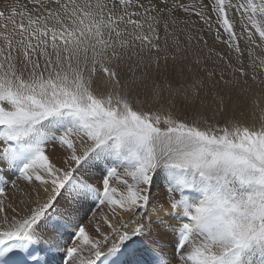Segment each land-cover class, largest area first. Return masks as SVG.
Instances as JSON below:
<instances>
[{
  "label": "snow or ice",
  "instance_id": "obj_1",
  "mask_svg": "<svg viewBox=\"0 0 264 264\" xmlns=\"http://www.w3.org/2000/svg\"><path fill=\"white\" fill-rule=\"evenodd\" d=\"M30 2L12 10L11 34L0 33V162L49 195L40 203L37 193L29 214L0 230V257H8L0 264H55L62 248L61 264H145V251L147 264H264L259 100H251L258 126L235 117L189 122L151 107L162 98L152 73L186 60L193 41L207 45L189 30L193 16L209 30L214 23L215 39L229 49H209L206 59L223 67L207 70L210 84L190 85L193 99L207 89L210 99L199 102L224 113L237 89L252 91L250 81L264 93V0ZM194 63L205 68L198 55ZM54 142L69 150L67 167L46 155ZM89 169L99 171L100 186L85 178ZM161 181L163 202L153 195ZM81 205L105 206L116 217H104L109 231L97 227L99 239L78 223ZM145 237L152 246H143ZM19 252L26 255L17 259Z\"/></svg>",
  "mask_w": 264,
  "mask_h": 264
},
{
  "label": "rangeland",
  "instance_id": "obj_2",
  "mask_svg": "<svg viewBox=\"0 0 264 264\" xmlns=\"http://www.w3.org/2000/svg\"><path fill=\"white\" fill-rule=\"evenodd\" d=\"M8 2H11V3L6 5ZM4 3L6 5V7L0 6V13L4 14L3 16H0V33L10 35L11 30L13 29L12 27H14V25L11 23L12 21L10 19H8L9 17H11L13 15L12 10L14 8H12V5H17V7L15 9H17V12H19L20 8L18 6H21V4L18 5V1H15V0H13V1L12 0L11 1L10 0H4ZM213 16H214V14H213ZM192 20L197 21V23L195 25L191 26V28L189 30L192 32L193 35H203L205 37V39L207 40V45H204L203 43L196 44V42L193 41L192 42L193 46L186 53L187 59L186 60H178L184 64L183 69L179 74V79H176V77L178 75L172 76L170 74L164 76L163 78L154 77L156 79L157 83L160 84V86H162L161 87L162 98L155 103H151L150 97L148 99H149V102L151 103V107L153 109H160L162 112L171 111L177 117H179L181 119H185L189 122H191V120L193 118H199V117L208 118V119H210V121L222 122L225 119L233 118L234 116L232 113H235L236 110L231 108V111H230V108H229L224 113H220L218 111H214V108H215L214 104L208 105V106L201 104L199 102L201 98H204L205 100L210 99V97L204 96V91H206L207 89L201 90L199 97H197L196 99H193L192 88L190 87V85H192L194 82H197L198 80H204L206 84H210L211 81L208 79V77L206 75L207 70L215 68L217 70V73H219L220 68L223 67L222 64L214 63L213 60H211V59H206L207 57L212 55V53L209 52L210 48L215 49V51L221 52V53H227L229 51V49L226 47V45L222 44L220 41H217L215 39L216 25L214 23H213V28L211 30H209L207 28V26L203 25L202 22L198 21L195 16L192 17ZM15 21L17 24L19 23V21H20L19 15H16ZM181 27H183V25H181ZM198 29H199V31H197ZM3 43H4L3 36H0V45H2ZM197 55L200 56V58L202 59V61L205 64V68L203 70L201 68H199L194 63V59L196 58ZM170 62H172V61H169L168 63H170ZM226 78H230V77L227 76V74H226ZM179 81H181V82L178 83ZM166 83H171L172 88L176 87L173 90H179V91H170V90L166 89L165 88ZM177 83H178V85H177ZM162 84H164V85H162ZM250 84H252V91L251 92H243V91L237 89L233 95V98L234 99L235 98H241L240 95H243L244 93L249 94V95H254L261 100L263 107H264V93L260 92V89L256 84H253L251 81H250ZM218 87L223 88L224 86L221 84ZM185 90H186L187 98H189L188 100L192 101L191 106H193L194 104L196 106L202 105L204 107V113L206 115L204 113H203V115H200L199 117L197 115H193L192 113H197V111H195V109H193L192 107L191 108L189 107L190 109L187 111V112L190 111L189 113H186L183 111V107H184L183 106L184 105L183 97H184V95L178 96V94H181V93L185 94ZM142 91L144 92V90L143 89L140 90L141 95H140L139 99L141 101H144L145 96H144ZM168 92H169V94H168ZM172 92H173V94H172ZM258 93H259V95H256ZM238 103H239V106L242 105L241 101H238ZM198 104H200V105H198ZM192 109L195 112H193ZM186 110H187V108H186ZM238 110H239V108H238ZM241 112H243V115H241V113L239 114V120L250 125L251 119L254 118L255 112L249 106L245 107L243 109V111H241ZM199 113L200 112H198L197 114L199 115ZM77 143H79V141H77ZM0 144H3V143L0 142ZM64 151H67V152H65V153H67V155L65 157L62 155L64 153ZM68 152H69V150L65 146H62L56 142L49 143L48 145H46V155L49 156L51 161L54 160L55 163L57 164V166H60V167H67V164H65V161L67 160ZM81 174L83 175V173H81ZM85 178L90 179V182L96 184L97 186H100V184H101L99 171L96 169L87 170V176H85ZM0 180H3L5 182L3 185H0V186H3L5 188V194L3 196H0V201H3L5 204H7V206L11 207V209H12L11 211H13V207L11 206V199L9 198V195H11V193L13 195L12 190L20 187V185L21 186L23 185V187H20V189L22 191L27 192V188L29 187V192H30L31 188L37 189L36 185L38 184L35 181L30 183V182L24 180L22 177H20L19 173L16 170L13 171V169H10L7 171L3 168L2 169L0 168ZM26 182H28V183H26ZM115 186L118 189L123 190L122 185L117 184ZM36 189L33 191V192H35V194L38 191V190L36 191ZM158 194H161V196H158ZM153 195H154L155 199L160 200L161 202H163V200L167 197L166 188L163 185L162 181L158 182L157 186L154 188ZM61 202H62V204H60ZM56 208L58 211L64 212L67 208L66 201L60 200L59 203L57 202ZM102 210L103 211H106V210L110 211L109 208H107L105 206H99V205H94L91 207H89L88 205H81V206H78V209H77V215L79 217L78 223L86 229V231L89 233L90 236H92L96 239L100 238V235L96 230L97 227H99L100 232L107 233L109 231L107 228V225L104 222L105 216H103ZM16 213L17 212L14 213V216H17ZM140 215L143 217L145 222L148 221L149 218L144 213H140ZM18 216H19V214H18ZM107 217H109V215ZM123 219L127 220L128 217L125 215V216H123ZM65 241L67 242L68 246H71L73 243V240L70 238V236ZM143 246L145 248L152 246V238L145 237ZM63 251H64V249L62 248L59 253L55 254V264H61L60 257L63 254ZM165 251H167L169 253V255H172L170 249H165ZM143 254H146V251ZM43 255L45 256L44 253H43ZM144 258H145V256L142 255L141 259H144ZM254 259L259 261V257H255ZM142 261H144L145 264H147L148 259L145 258Z\"/></svg>",
  "mask_w": 264,
  "mask_h": 264
},
{
  "label": "bare ground",
  "instance_id": "obj_3",
  "mask_svg": "<svg viewBox=\"0 0 264 264\" xmlns=\"http://www.w3.org/2000/svg\"><path fill=\"white\" fill-rule=\"evenodd\" d=\"M15 1H18V5L21 4V6H18L20 8V10H21V8L27 9V8H31L32 7V4H31L30 0H15ZM188 2L190 4H195V3H198L199 0H188ZM10 3L11 2H8L6 5H8ZM6 5L4 3V0H1L0 1V6H3V7L5 6L6 7ZM16 7H17V5H12V8H16ZM11 23L13 24V22H11ZM183 65L184 64L181 61H177L176 64H175V66H173L172 62L168 63L167 66H165V65L162 64L161 65V68L159 69V72L157 73V72L154 71L152 73V75H153V77H158V78H163L164 76L169 75V74L172 75V76H177L178 75L176 77V79H179V74H180V72L183 69ZM180 82L181 81H179L178 83H180ZM178 83H177V85H178ZM162 85H164V84H162ZM175 88L176 87H174L172 89H175ZM168 94H169V92H168ZM172 94H173V92H172ZM180 95H182V96L184 95V97H183V103H184V105H183L184 106L183 107V111L184 112L189 113L190 111L189 112H187V111L192 107L193 109H195V111H197V113L200 112L199 115L197 113H192L193 115H197L198 117L200 115H203V113H204V107L202 105L201 106H196L194 104L193 106H191L192 101L191 100H188L189 98H185V94L184 93L178 94V96H180ZM253 96L254 95H249V94H245L244 93L243 95H240L241 98H235V99L233 98V102H231V103L229 102L231 104L230 111H231V108L234 109V110H236L235 113H232L235 118L239 119V114L247 106H249L255 112V114L258 113V109H256V107L251 103V100H252ZM256 98L259 100L260 106L263 107V104H262L261 100L258 97H256ZM238 101H241L242 102V105L241 106H239ZM198 105H200V104H198ZM186 108H187V110H186ZM238 108H239V110H238ZM193 109H192V111L195 112ZM253 123L257 124V126L259 125V121L258 120H254V118L251 119V124H253ZM0 147H3V144H0ZM65 152H67V151H64V153L62 154L64 157L67 155V153H65ZM52 161L55 163L54 160H52ZM0 168L1 169L3 168L5 170H7V171L10 170V168H8L7 165L5 163H3V162H0ZM13 171H15V169H13ZM35 182L38 183L36 185L37 186V189L36 188H33L32 189L31 188L32 186H31L30 187L31 188L30 192H29V187L27 188V192L22 191L20 189V187H23V185L21 186L20 184H19L20 187L12 190L13 191V195L11 193V195H9V198L11 199V206L13 207V211H11L12 210L11 207L7 206V204H5L3 201H0V202H2L3 207L5 209V211L2 212V214L0 213V230L6 228L8 226H10L11 223H13L15 220H19V219H21V218H23V217H25V216L28 215L29 214V208L30 207H35V201L37 199V193L39 194V202L40 203H44L47 200L49 193L44 192L43 187L40 185V183L38 181H35ZM26 183H28V182H26ZM35 189H36V191L38 190L36 194H35V192H33ZM158 196H161V194H158ZM59 202L60 201H58V203ZM60 204H62V202ZM15 212H17L16 213L17 216H14V213ZM102 213H103V216H108L109 215V217L111 219H113V221H115L116 217H114L112 215L111 211H107V210L106 211H103L102 210ZM18 214H19V216H18ZM5 215H7L8 217H10L9 218V221L7 223L4 222V216ZM67 238H69V235H65L63 237L65 243H67L65 241ZM103 251L107 252V248L103 249ZM143 255L148 260L151 258L148 251H146V254H143ZM40 258H45V256L43 255L42 252H40ZM144 259H142V260H144Z\"/></svg>",
  "mask_w": 264,
  "mask_h": 264
}]
</instances>
